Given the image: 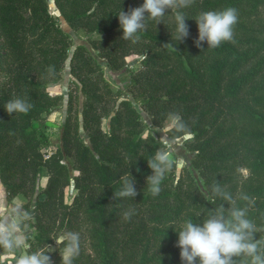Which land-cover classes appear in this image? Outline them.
<instances>
[{
	"label": "trees",
	"instance_id": "1",
	"mask_svg": "<svg viewBox=\"0 0 264 264\" xmlns=\"http://www.w3.org/2000/svg\"><path fill=\"white\" fill-rule=\"evenodd\" d=\"M52 1L66 23L87 37L70 56L65 117L58 141L48 149V117L63 101L62 94L48 89L61 78L70 37L47 0H0V183L7 202L17 195L29 200L24 207L34 233L27 252L48 251L60 236L59 246L67 250V234L74 232L78 255L64 258L53 250L48 253L53 264H183L176 231L184 220L200 223L209 210L226 203L212 195L216 180L234 198L254 197L250 206L237 199V206H248V218L264 228V0H194L187 8L169 10L164 23L148 20L139 41L121 38L117 15L143 0ZM226 7L239 13L234 40L196 47L194 18ZM177 11L188 18L183 42L175 39ZM130 53L142 55V68L129 90L137 92L151 125L161 126L175 113L194 133L184 143L193 153L190 163L179 173L173 167L155 197L146 186L152 174L147 160L165 145L144 133L139 110L104 78L97 59L116 70ZM17 96L32 108L9 115L4 103ZM167 132L173 138L184 135L175 126ZM43 169L47 180L37 191ZM128 171L138 194L114 200L118 178ZM71 182L75 193L66 201ZM129 208L135 212L125 219L122 213ZM255 238H264V232ZM0 264L6 262L0 258Z\"/></svg>",
	"mask_w": 264,
	"mask_h": 264
},
{
	"label": "clouds",
	"instance_id": "2",
	"mask_svg": "<svg viewBox=\"0 0 264 264\" xmlns=\"http://www.w3.org/2000/svg\"><path fill=\"white\" fill-rule=\"evenodd\" d=\"M194 0H143L141 6L129 8L127 12L121 10L118 13L120 27L123 31L122 39L139 41L138 33L147 29V21L154 20L157 25L163 22L165 14L173 9H182L191 6ZM185 14L177 11L175 20L176 42H183L189 36V26L186 23ZM239 13L234 7H226L222 10H209L200 12L194 20L198 28V38L194 41L196 47L201 48L202 42H207L208 47L216 48L222 42L234 40V28L238 23ZM170 44V43H169ZM169 44H164L167 46ZM173 47V45H172ZM174 48V47H173ZM176 50V48H174ZM4 108L9 115L13 113L27 114L32 104L23 97H14L4 103ZM173 126L183 131L185 135L193 137L181 122L178 114H170ZM152 174L146 177V186L152 196H157L162 191V182L173 167L179 173L185 166L183 157L175 161L171 159L168 150H157L154 156L147 160ZM120 188L114 191L113 199H132L137 196L135 179L128 171L118 178ZM211 192L214 197H220L226 203L209 210L208 215L200 223H194L191 219L184 220L179 225L178 241L176 246L180 249V259L183 264H238L237 258H250L246 264H264V238H255L258 232H264V228L248 218V206L238 207L237 199L247 202L250 206L255 198L239 193L235 198L227 191V186L216 180ZM227 204L228 207L224 205ZM16 217H26L28 214L20 210L4 209L0 211V248L9 252H20L14 258V264H53L52 251L37 250L23 253L24 247L30 248L22 227ZM135 209L129 208L122 215L130 219ZM67 253L71 256L79 253V234L68 233ZM71 264V261H66Z\"/></svg>",
	"mask_w": 264,
	"mask_h": 264
},
{
	"label": "rangeland",
	"instance_id": "3",
	"mask_svg": "<svg viewBox=\"0 0 264 264\" xmlns=\"http://www.w3.org/2000/svg\"><path fill=\"white\" fill-rule=\"evenodd\" d=\"M48 1V8L52 14H54L57 17V22L60 24L62 29L69 34L71 46L68 51V58L65 60L62 69H61V78L59 81L51 86L48 90L52 94H62L63 95V101L62 106L59 108L58 111L52 113L49 115V133H50V146L48 149H53L54 145L58 141L57 138V129L58 127L63 123L64 117H65V110H66V99H67V93L68 88L72 79V76L70 74V56L77 44L86 43V37L87 33L83 29H72L66 21L60 16L58 10H56L54 7V3L52 0ZM89 47V46H88ZM90 48V47H89ZM90 50L93 52V54L97 55V52L94 49ZM97 59L102 66V72L104 78L110 83V85L114 89H120L122 92V97H125L129 99L135 107L139 110V113L141 114V118L143 121L144 126V133H151L154 136H156L158 139H160L163 144L165 145V150H168L171 153V159L176 160L178 157H183L185 164H189L190 160L193 156V153L188 151L185 147L184 143L186 140H188L190 137L187 135H182L180 137L173 138L168 134V129L173 126L172 121L170 117H168L161 126H154L150 123V116L148 112L145 110V108L142 105V102L137 98L138 94L137 92H132L129 90V84L132 81L133 75L142 68L141 65V59L142 55H137L134 53H130L122 68L113 70L108 66V63L106 59H103L99 56H97ZM107 120L103 119L102 126L105 129L106 128ZM66 163L71 167L72 166V160L70 158L66 159ZM246 173L245 171H243ZM74 173V170L71 169V174ZM47 180V173L46 170L43 169L39 178H38V187L37 191H40ZM4 187L1 184L0 186V211L4 209H12V210H20L23 213H26V208L24 207V204L26 203L28 205L29 200L26 199L23 195H18L13 197L10 201L7 202L5 198V191ZM75 193V189L73 187V183L65 188V200L69 201L72 197V195ZM4 194V196H3ZM42 198V195L40 196ZM13 218L19 222L22 227V232L24 233L26 237L27 244L29 245V239L33 236L34 228L31 226V220L29 218V215L26 217H16L15 212H13ZM62 236H60L57 241L50 246L52 251L54 250H61V254L64 258H66L69 254L67 253V250H63L59 246V241L61 240ZM27 248L24 247L20 251L23 253H27ZM20 252H9L5 249L1 250L0 258L6 262V264H14V258L16 255H19Z\"/></svg>",
	"mask_w": 264,
	"mask_h": 264
},
{
	"label": "crops",
	"instance_id": "4",
	"mask_svg": "<svg viewBox=\"0 0 264 264\" xmlns=\"http://www.w3.org/2000/svg\"><path fill=\"white\" fill-rule=\"evenodd\" d=\"M0 186H1V183H0ZM4 192V191H3ZM3 196H4V194H3ZM18 196V195H17Z\"/></svg>",
	"mask_w": 264,
	"mask_h": 264
},
{
	"label": "built area",
	"instance_id": "5",
	"mask_svg": "<svg viewBox=\"0 0 264 264\" xmlns=\"http://www.w3.org/2000/svg\"><path fill=\"white\" fill-rule=\"evenodd\" d=\"M46 157V156H45Z\"/></svg>",
	"mask_w": 264,
	"mask_h": 264
}]
</instances>
